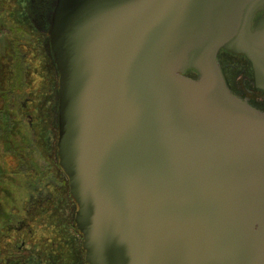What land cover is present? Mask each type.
Segmentation results:
<instances>
[{
  "label": "water",
  "instance_id": "1",
  "mask_svg": "<svg viewBox=\"0 0 264 264\" xmlns=\"http://www.w3.org/2000/svg\"><path fill=\"white\" fill-rule=\"evenodd\" d=\"M264 0H55L57 157L88 264H264ZM192 71L195 77L185 76Z\"/></svg>",
  "mask_w": 264,
  "mask_h": 264
},
{
  "label": "flooded vegetation",
  "instance_id": "2",
  "mask_svg": "<svg viewBox=\"0 0 264 264\" xmlns=\"http://www.w3.org/2000/svg\"><path fill=\"white\" fill-rule=\"evenodd\" d=\"M0 1L10 7L6 16L19 15L17 36L27 35V41L15 39L7 78L0 75V95L7 86L11 97L0 157L16 162L0 167V264H88L74 220L77 206L57 157L58 74L48 39L55 0ZM262 20L264 10L253 24ZM217 62L230 92L264 114V89L246 57L222 50Z\"/></svg>",
  "mask_w": 264,
  "mask_h": 264
},
{
  "label": "rangeland",
  "instance_id": "3",
  "mask_svg": "<svg viewBox=\"0 0 264 264\" xmlns=\"http://www.w3.org/2000/svg\"><path fill=\"white\" fill-rule=\"evenodd\" d=\"M7 7L8 6H6L5 3L0 1V70L2 71V73L4 72L6 78L8 75L7 74L8 66H10V64L8 63V57L12 61L14 59V53L16 48L15 39H22L23 41H27V35L25 32L20 33L19 37L17 36L18 30L15 27L14 21H16V19L19 18L18 14L13 13L11 15V22H6L7 16L6 13H4V9L10 8ZM2 85H4V81H2L1 87ZM10 158L12 159V157ZM1 160L3 159L1 158Z\"/></svg>",
  "mask_w": 264,
  "mask_h": 264
},
{
  "label": "crops",
  "instance_id": "4",
  "mask_svg": "<svg viewBox=\"0 0 264 264\" xmlns=\"http://www.w3.org/2000/svg\"><path fill=\"white\" fill-rule=\"evenodd\" d=\"M9 20L11 21V16L8 17L7 16V20L6 22H9ZM7 53V52H6ZM8 55V54H7ZM9 57H8V63H9ZM5 70H6V67H5ZM4 70V71H5ZM0 72L2 73V71L0 70ZM7 89V86H5V90H3V94L0 95V128L2 127H6V130H7V124L5 122V119L8 115V111H10V102H11V97H10V93H9V90H6ZM3 160H1V157H0V167H14L16 162L13 160H11L8 156L5 155L4 158H2Z\"/></svg>",
  "mask_w": 264,
  "mask_h": 264
}]
</instances>
